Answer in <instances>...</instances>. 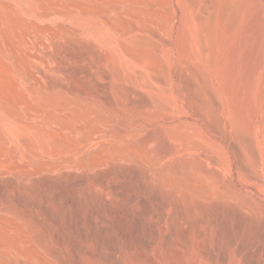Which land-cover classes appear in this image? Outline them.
<instances>
[{"label":"rangeland","instance_id":"rangeland-1","mask_svg":"<svg viewBox=\"0 0 264 264\" xmlns=\"http://www.w3.org/2000/svg\"><path fill=\"white\" fill-rule=\"evenodd\" d=\"M0 203V264H264V0H0Z\"/></svg>","mask_w":264,"mask_h":264},{"label":"bare ground","instance_id":"bare-ground-1","mask_svg":"<svg viewBox=\"0 0 264 264\" xmlns=\"http://www.w3.org/2000/svg\"><path fill=\"white\" fill-rule=\"evenodd\" d=\"M166 36H167V34H166ZM165 36V37H166ZM168 38V37H167ZM169 43V42H168ZM168 48V47H167ZM164 52V51H163ZM169 53V52H168ZM77 88V87H76ZM87 92V91H86ZM157 179V178H156ZM115 186H116V184H115ZM114 186V187H115ZM15 187V186H14ZM115 189V188H114ZM109 192V191H108ZM137 196V195H136ZM139 197V196H138ZM175 198V197H174ZM138 199V198H137ZM105 200V199H104ZM1 204V203H0ZM125 204V203H124ZM161 204V203H160ZM168 204V203H167ZM134 206H135V204H134ZM147 207V206H146ZM145 207V208H146ZM129 209V208H128ZM179 209V208H178ZM165 210V209H164ZM184 210V209H183ZM139 211V210H138ZM136 213V212H135ZM149 215V214H148ZM93 216V215H92ZM91 216V217H92ZM116 216V215H115ZM141 218V217H140ZM161 218H163V216L161 217ZM93 221V220H92ZM119 223V222H118ZM138 223V222H137ZM146 226V225H145ZM123 227V226H122ZM140 227V226H139ZM177 227H178V225H177ZM173 228V227H172ZM175 228V227H174ZM224 228V227H223ZM168 230H170V229H168ZM173 230V229H172ZM184 230V229H183ZM222 230V229H221ZM172 232V231H171ZM68 234V233H67ZM201 234V233H200ZM170 235H171V233H170ZM220 235V234H219ZM223 235V234H222ZM125 236V235H124ZM127 236V235H126ZM218 236V235H217ZM188 237V236H187ZM220 237V236H219ZM226 237V236H225ZM129 238V237H128ZM218 238V237H217ZM222 238H224L223 236H222ZM227 238V237H226ZM67 240V239H66ZM95 240V239H94ZM215 240V239H214ZM216 240H219V239H216ZM224 240H226V239H224ZM230 240V239H229ZM75 241V240H74ZM92 242H93V240H92ZM102 242H103V240H102ZM104 243V242H103ZM226 243V242H225ZM83 244H85V243H83ZM94 244V243H93ZM95 244H97L96 246L99 248L100 247V249L98 250V252L97 253H94V252H92V251H90V253H89V251H88V253L91 255V254H93V255H95V254H97L96 256H98V258H99V264H113V262L115 261V257H116V259H117V255H116V253L115 252H117V251H115L114 250V248H112V249H110V248H105V249H103L102 247V243L99 241V240H95ZM169 244V243H168ZM79 245V244H78ZM86 245V244H85ZM106 245V244H105ZM117 245V244H116ZM227 245V244H226ZM245 245V244H244ZM75 246H77L76 244H75ZM110 246V245H109ZM118 246V245H117ZM189 246V245H188ZM220 246V245H219ZM84 247V246H83ZM107 247V246H106ZM130 247V246H129ZM73 248V247H72ZM75 249H76V247H74ZM79 249V248H78ZM78 249H76V252L78 251ZM84 250H85V248H83ZM82 249V250H83ZM225 249H227V248H225ZM94 250V249H93ZM92 252V253H91ZM193 253H194V250H193ZM227 253V252H226ZM84 256L85 255H88L87 253H85V254H83ZM82 255V256H83ZM89 256V255H88ZM87 256V257H88ZM92 256V255H91ZM91 256H89V257H91ZM95 256V257H96ZM92 257H94V256H92ZM92 257H91V259H92ZM213 257V256H212ZM84 259H86V257L84 258ZM83 259V260H84ZM91 259H88V260H90L91 261ZM88 260H87V262H88ZM33 261V260H32ZM38 261V260H37ZM212 261V260H211ZM25 262V261H24ZM28 262V261H27ZM30 262V261H29ZM31 263H35V261L34 262H31ZM204 263V262H203ZM212 263V262H211ZM29 264V263H28ZM87 264H89V263H87ZM98 264V263H97ZM215 264V263H214Z\"/></svg>","mask_w":264,"mask_h":264}]
</instances>
